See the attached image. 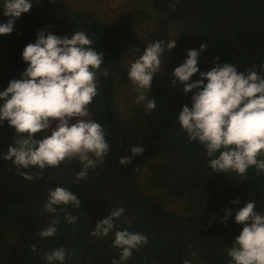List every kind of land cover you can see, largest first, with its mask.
<instances>
[{
	"label": "trees",
	"instance_id": "obj_1",
	"mask_svg": "<svg viewBox=\"0 0 264 264\" xmlns=\"http://www.w3.org/2000/svg\"><path fill=\"white\" fill-rule=\"evenodd\" d=\"M147 1L152 13L169 21L177 34L172 53L179 66L189 50L207 45L198 57L199 72L189 83L197 81L200 72L211 70L217 57V63L233 65L238 72L254 68L264 74V0H178L175 10L170 7L173 0ZM32 3L33 8L15 20L13 32L0 36V91L10 80L20 79L27 67L22 51L35 42L39 31L57 36L84 31L95 41V49L104 53L97 72L100 95L90 105V118L102 125L110 151L89 171L87 181L75 183L81 169L78 161L45 169L41 179L27 182L17 176L11 162L0 159V246L5 250L0 264H46L45 253L59 247L72 252L65 264H111L119 258V249L112 247L114 232L101 238L90 233L115 207L125 209L115 221V230L140 232L148 238L124 264H191L192 260L231 264L227 249L243 227L234 222L236 213L254 201V210L264 214V174L250 168L247 179L240 182L235 173H214L208 167L202 148L189 143L180 131L177 116L182 106L191 107L193 93L185 95L184 85L178 81L172 86L174 69L150 87L157 102L154 110L133 103L126 115L121 112L115 97L116 74L121 71L115 66L139 57L145 47L131 25L105 22L92 11L74 9L62 0ZM2 5L0 0V24L9 19L3 15ZM131 48L140 51L133 54ZM13 135L14 130L3 122L0 154L6 152ZM132 146H142L144 152L130 164L120 165V158L130 155ZM155 161L159 162L151 165ZM144 169L149 171L147 189L159 194L140 186ZM55 187H64L80 198L79 208L66 206L79 219L69 225L64 214H59L56 235L41 239L39 231L54 218L43 211V204ZM237 199L238 203H230ZM165 200L181 203V211L168 210ZM226 211L231 215L221 224ZM125 217L130 224L123 223Z\"/></svg>",
	"mask_w": 264,
	"mask_h": 264
},
{
	"label": "clouds",
	"instance_id": "obj_2",
	"mask_svg": "<svg viewBox=\"0 0 264 264\" xmlns=\"http://www.w3.org/2000/svg\"><path fill=\"white\" fill-rule=\"evenodd\" d=\"M177 2L171 3L173 10ZM2 8L3 15L9 19L0 24V36L11 34L15 20L28 13L33 3L3 0ZM94 44L84 31L57 36L51 32L45 35L41 30L35 42L22 51L21 58L27 67L20 79L10 80L7 88L0 91V125L6 121L14 130L12 143L0 154V159L11 162L17 176L24 181L39 180L45 169L69 166L74 161L81 166L74 183L87 181L89 171L102 163L110 151L102 125L90 118V105L100 95L97 72L104 60V53L98 52ZM175 47L176 39H169L166 44L148 43L128 68L127 78L136 93L134 103L143 104L147 111L157 107L156 99L150 94L153 77L161 74L165 53ZM206 48L202 44L199 50H189L187 59L172 73V86L178 81L184 85L185 95L193 93L191 107L182 106L177 122L187 141L202 148L214 173H235L236 179L243 182L250 168L264 174V74H258L254 68L238 72L233 65L217 63V57L211 70L200 72V78L189 83L199 72L198 57ZM129 51L135 54L140 50ZM143 152L142 146H132L130 155L121 157L119 164L128 165ZM238 202L237 199L230 203ZM81 203L73 191L64 187L49 190L43 211L54 218L39 231V237L56 235L61 213L67 224H75L79 217L71 215L66 206L79 208ZM255 208V202L250 201L235 215L234 222L243 227L227 249L231 264H264V214ZM124 211L123 207H115L90 233L101 238L114 232L112 247L119 249V258L111 264H124L134 250L148 243L143 233L115 230V221ZM230 215L226 211L219 223L226 224ZM123 223L130 221L125 217ZM31 250L36 251L35 244ZM71 255L72 252L59 247L45 253L42 259L46 264H65Z\"/></svg>",
	"mask_w": 264,
	"mask_h": 264
},
{
	"label": "rangeland",
	"instance_id": "obj_3",
	"mask_svg": "<svg viewBox=\"0 0 264 264\" xmlns=\"http://www.w3.org/2000/svg\"><path fill=\"white\" fill-rule=\"evenodd\" d=\"M68 6L77 10H88L95 13L103 21L119 26L131 25L137 34L143 39L145 45L155 41H164L165 44L169 39H175L176 33L169 23L162 17L154 15L149 8L147 0H62ZM165 63L163 64L161 74L153 77L151 87L164 75L179 66L177 56L172 51L165 53ZM138 58V57H135ZM132 60L122 63L123 65L115 66L119 68L121 74H116L115 97L121 112L126 115L131 105L134 103L136 93L133 86L127 78V71ZM159 161L152 162L151 165L157 164ZM149 174L148 169H144L139 184L147 192L151 194H159L157 191L147 189L145 179ZM168 210L180 212L182 204L165 200ZM5 250L0 246V258L4 256ZM191 264H198L192 260Z\"/></svg>",
	"mask_w": 264,
	"mask_h": 264
}]
</instances>
